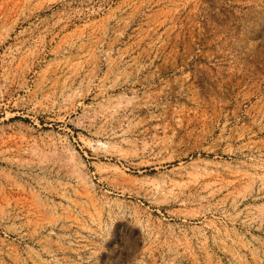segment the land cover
<instances>
[{"label": "rangeland", "instance_id": "rangeland-1", "mask_svg": "<svg viewBox=\"0 0 264 264\" xmlns=\"http://www.w3.org/2000/svg\"><path fill=\"white\" fill-rule=\"evenodd\" d=\"M0 264H264V0H0Z\"/></svg>", "mask_w": 264, "mask_h": 264}]
</instances>
